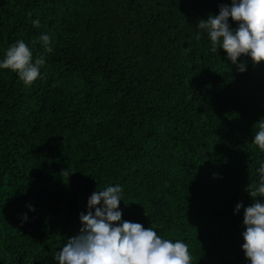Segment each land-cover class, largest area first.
<instances>
[{"label": "trees", "instance_id": "1", "mask_svg": "<svg viewBox=\"0 0 264 264\" xmlns=\"http://www.w3.org/2000/svg\"><path fill=\"white\" fill-rule=\"evenodd\" d=\"M221 5L231 0H0V61L18 40L45 57L31 86L0 69V264H59L91 195L116 185L121 222L188 244L193 264H250L264 63L211 50L197 26Z\"/></svg>", "mask_w": 264, "mask_h": 264}, {"label": "clouds", "instance_id": "2", "mask_svg": "<svg viewBox=\"0 0 264 264\" xmlns=\"http://www.w3.org/2000/svg\"><path fill=\"white\" fill-rule=\"evenodd\" d=\"M229 18L237 28L230 27ZM32 23L40 27L39 19ZM197 28L207 32L211 50L223 49L233 65L241 56L250 57L253 65L264 63V0H231L230 7L221 5L219 15L200 20ZM196 39H200L199 34ZM36 42L43 44L45 53L53 51L49 35L41 34ZM44 65V55L37 54L34 58L33 50L23 40L11 45L0 61V69L16 73L25 86H31L40 78ZM238 70L243 73L245 65L239 64ZM255 126L258 130L252 143L264 152V119ZM258 172L259 184L251 191L249 186L247 188L253 203L244 209L243 220L246 230L242 233V250L250 264H264V203L256 200L264 198V163ZM122 192L123 188L116 185L91 195L90 211L80 215L83 227L79 234L68 239L55 257L59 264H193L188 244L179 240L173 243L152 227L145 228L140 223L121 222L122 213L118 208ZM101 203L102 207H98ZM241 208L243 204L238 203L236 213ZM91 209H95L94 214Z\"/></svg>", "mask_w": 264, "mask_h": 264}]
</instances>
